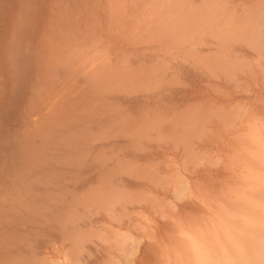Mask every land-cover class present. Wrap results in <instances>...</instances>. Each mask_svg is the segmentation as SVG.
I'll list each match as a JSON object with an SVG mask.
<instances>
[{
	"label": "bare ground",
	"instance_id": "6f19581e",
	"mask_svg": "<svg viewBox=\"0 0 264 264\" xmlns=\"http://www.w3.org/2000/svg\"><path fill=\"white\" fill-rule=\"evenodd\" d=\"M264 264V0H0V264Z\"/></svg>",
	"mask_w": 264,
	"mask_h": 264
},
{
	"label": "clouds",
	"instance_id": "9594fccd",
	"mask_svg": "<svg viewBox=\"0 0 264 264\" xmlns=\"http://www.w3.org/2000/svg\"><path fill=\"white\" fill-rule=\"evenodd\" d=\"M217 264H219V262H217Z\"/></svg>",
	"mask_w": 264,
	"mask_h": 264
}]
</instances>
